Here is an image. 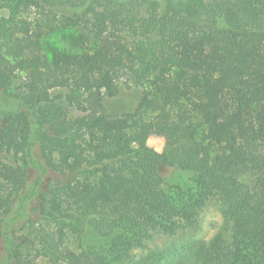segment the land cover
<instances>
[{
  "label": "trees",
  "instance_id": "16d2710c",
  "mask_svg": "<svg viewBox=\"0 0 264 264\" xmlns=\"http://www.w3.org/2000/svg\"><path fill=\"white\" fill-rule=\"evenodd\" d=\"M0 10V89L18 101L0 109V244L23 231L10 264H264V0ZM120 84L142 86L132 111L105 106ZM147 126L166 132L168 151L137 142ZM35 163L45 186L22 224L25 212L12 214ZM212 200L223 216L213 237L189 240L183 257L157 244Z\"/></svg>",
  "mask_w": 264,
  "mask_h": 264
},
{
  "label": "rangeland",
  "instance_id": "374dc122",
  "mask_svg": "<svg viewBox=\"0 0 264 264\" xmlns=\"http://www.w3.org/2000/svg\"><path fill=\"white\" fill-rule=\"evenodd\" d=\"M7 14L6 11L0 10V15ZM223 25V23H220ZM51 39H56V37H51ZM50 39V40H51ZM52 41V40H51ZM64 46L70 47L69 44L64 42ZM118 93L113 97H106L105 98V106L109 111L113 112H127L132 111L138 105L141 97H142V86L131 84H120L119 85ZM18 101L13 98L12 96L5 93L3 90L0 89V109L2 110H13L17 108ZM144 130L147 131V135H140L138 136L137 142L139 143L141 140H146V143L156 150L164 152L168 151V145L166 143V132L164 130H159L158 132H150L149 127H144ZM136 142V144H137ZM35 149V148H34ZM60 154L55 152L53 157L58 159ZM168 177L172 181L179 182L182 185L189 186L192 185L193 182L190 179V174L183 170H175L171 168L167 172ZM40 177V169L38 168V163L29 169V181H28V189L23 197L19 202L16 203L14 206L12 217L15 216L16 213H24L25 216L22 218L21 215L16 216L15 221H19L20 223H24L26 221V217L33 215L37 217V213L34 211L33 205L35 203V196H34V188L39 189L40 186L43 188L45 186V182L41 184H37L38 179ZM27 197V198H26ZM23 207V208H22ZM26 210V211H25ZM223 222V216L220 211L219 202L216 200H212L201 212L198 222L189 230H184L176 236H166L161 237L157 240L158 245H164L171 242H175L179 247L182 248L181 256H185L188 254V249L186 248L189 246V240H199V239H209L215 235L218 231V228ZM23 231L18 229L16 233H12L9 236H4L2 242L0 244V264H10L9 260V252L11 248L17 241V236L22 234ZM96 234H91L87 238L90 240L96 239ZM187 244V246H184ZM41 262L39 260L36 261Z\"/></svg>",
  "mask_w": 264,
  "mask_h": 264
}]
</instances>
